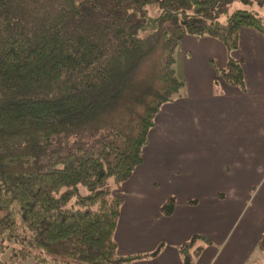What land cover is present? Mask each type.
Here are the masks:
<instances>
[{"label":"trees","instance_id":"obj_1","mask_svg":"<svg viewBox=\"0 0 264 264\" xmlns=\"http://www.w3.org/2000/svg\"><path fill=\"white\" fill-rule=\"evenodd\" d=\"M230 1L0 0V264L139 258L117 254L122 197L109 181L128 179L155 114L179 96L184 36L231 52L241 28L264 34L262 18ZM219 75L244 86L238 61ZM198 239L182 246L185 264ZM257 248L264 255V232Z\"/></svg>","mask_w":264,"mask_h":264},{"label":"crops","instance_id":"obj_2","mask_svg":"<svg viewBox=\"0 0 264 264\" xmlns=\"http://www.w3.org/2000/svg\"><path fill=\"white\" fill-rule=\"evenodd\" d=\"M229 60L240 63L243 88L219 75ZM174 68L179 96L155 114L139 165L112 184L122 197L117 254L139 256L126 264H185L182 246L199 237L193 264H264V34L241 28L231 52L184 36Z\"/></svg>","mask_w":264,"mask_h":264},{"label":"rangeland","instance_id":"obj_3","mask_svg":"<svg viewBox=\"0 0 264 264\" xmlns=\"http://www.w3.org/2000/svg\"><path fill=\"white\" fill-rule=\"evenodd\" d=\"M230 10H234V9H245V10H250L253 11L255 15H257L258 17L262 18L263 23H264V6L253 2L251 4H243L241 1L239 0H232L228 3L227 5ZM110 186H112V181H109ZM81 194H85V190L83 188L80 189ZM206 246L210 245V242L207 241H203ZM8 256V254H6V256H3V259L6 258ZM24 264H50V263H37L36 261H34L32 258H27L24 261Z\"/></svg>","mask_w":264,"mask_h":264}]
</instances>
